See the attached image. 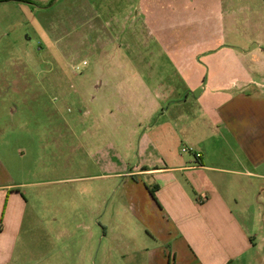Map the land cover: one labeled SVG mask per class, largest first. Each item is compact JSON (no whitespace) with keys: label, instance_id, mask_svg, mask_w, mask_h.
Instances as JSON below:
<instances>
[{"label":"rangeland","instance_id":"1","mask_svg":"<svg viewBox=\"0 0 264 264\" xmlns=\"http://www.w3.org/2000/svg\"><path fill=\"white\" fill-rule=\"evenodd\" d=\"M219 36V47L264 49V0L0 3V185L29 183L30 204L54 217V264H139L121 256L130 221L111 174L135 159L121 153L134 121L117 117L143 114L138 83L165 71L170 53L212 48ZM163 76L179 84L169 66ZM102 80L111 87L100 106Z\"/></svg>","mask_w":264,"mask_h":264},{"label":"crops","instance_id":"2","mask_svg":"<svg viewBox=\"0 0 264 264\" xmlns=\"http://www.w3.org/2000/svg\"><path fill=\"white\" fill-rule=\"evenodd\" d=\"M221 39L170 53L163 69L179 84L150 69L155 78L138 83L143 114L117 117L134 121L121 153L135 159L111 174L121 179L130 221L121 256L134 263L264 264V49L237 52L219 47ZM101 82L96 94L111 87ZM20 185H0V264H54L55 219L30 204L29 183ZM104 192L107 200V181ZM101 230L103 243L108 225Z\"/></svg>","mask_w":264,"mask_h":264},{"label":"built area","instance_id":"3","mask_svg":"<svg viewBox=\"0 0 264 264\" xmlns=\"http://www.w3.org/2000/svg\"><path fill=\"white\" fill-rule=\"evenodd\" d=\"M182 152L184 153H192L195 155L196 159L199 160L201 158V154L197 152L194 148L192 147H183Z\"/></svg>","mask_w":264,"mask_h":264},{"label":"trees","instance_id":"4","mask_svg":"<svg viewBox=\"0 0 264 264\" xmlns=\"http://www.w3.org/2000/svg\"><path fill=\"white\" fill-rule=\"evenodd\" d=\"M12 1H17V2H28V0H0V3L1 2H12Z\"/></svg>","mask_w":264,"mask_h":264}]
</instances>
